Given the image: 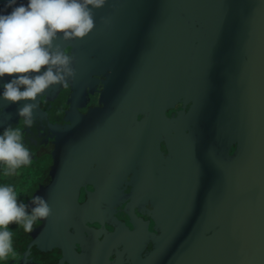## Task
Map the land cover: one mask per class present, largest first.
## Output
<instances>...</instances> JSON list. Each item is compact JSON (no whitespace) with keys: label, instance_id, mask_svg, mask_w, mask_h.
Listing matches in <instances>:
<instances>
[{"label":"flooded vegetation","instance_id":"flooded-vegetation-1","mask_svg":"<svg viewBox=\"0 0 264 264\" xmlns=\"http://www.w3.org/2000/svg\"><path fill=\"white\" fill-rule=\"evenodd\" d=\"M17 1L27 4V0ZM6 10L0 6L1 14ZM62 41L61 48L69 54L73 40ZM257 50L254 55L245 52L244 57L257 87L256 103L264 113V92L260 91L264 88V48H259L256 57ZM85 57L99 60L101 70L74 57L75 75L67 86L53 85L37 97L31 127L18 116L25 101L0 99V134L6 127L19 128L32 160L8 176L0 163V185L13 186L18 203L31 205L32 197L40 195L52 209L47 218L37 219L31 232L19 224L8 226L15 255L0 264H217L222 257L211 261L215 249L205 240L239 216L203 213V202L209 201L194 199L198 193L183 173L178 192L169 194V182L177 179L164 171L171 158L166 149L170 126L157 135L160 130L153 125L152 112V127L147 119V127L139 130L148 112L131 111L116 90L107 87L106 57L92 52ZM11 78L7 74L0 78V93ZM181 108L186 114L189 104L167 108L168 122L171 115L180 118L176 115ZM233 120L224 147L223 138L211 129L194 135V140L211 148L214 158L231 164L240 159L242 149L240 120ZM149 145L158 152L148 153ZM156 153L162 163L155 167L140 159H151ZM139 170L148 178L137 186L134 178Z\"/></svg>","mask_w":264,"mask_h":264},{"label":"water","instance_id":"water-1","mask_svg":"<svg viewBox=\"0 0 264 264\" xmlns=\"http://www.w3.org/2000/svg\"><path fill=\"white\" fill-rule=\"evenodd\" d=\"M6 2L0 0V6ZM94 12L93 29L72 38L68 53L98 71L101 62L85 56L106 57L107 87L131 111L148 112L139 130L147 127L152 112L157 135L170 126L166 149L171 158L164 171L177 179L169 182V194L178 192L183 173L198 193L194 199L209 201L203 202V213L239 216L205 240L215 249L211 261L220 255L217 264H264V113L244 57L264 48V0H105ZM175 103L189 104L188 112L181 108L180 118L171 115L168 122L167 108ZM233 118L240 120L242 149L231 164L214 158L194 135L211 129L224 147ZM146 151L158 149L149 145ZM140 159L151 167L162 163L159 153ZM147 178L139 170L134 180L140 186Z\"/></svg>","mask_w":264,"mask_h":264},{"label":"clouds","instance_id":"clouds-1","mask_svg":"<svg viewBox=\"0 0 264 264\" xmlns=\"http://www.w3.org/2000/svg\"><path fill=\"white\" fill-rule=\"evenodd\" d=\"M104 2L27 0V4L17 5V0H7L5 8L12 10L0 14V78L6 74L12 78L4 83L0 99L25 101L17 111L26 126L33 124L37 97L53 85L67 86L68 79L75 75L74 57L54 41L86 36L94 27V10ZM22 139L19 128L6 127L0 134V163L6 166L5 176L14 175L21 166L32 163ZM17 197L13 186L0 185V260L15 255L10 224L22 225L26 232H31L37 219L47 218L52 212L40 195L32 197L31 205L18 203Z\"/></svg>","mask_w":264,"mask_h":264}]
</instances>
